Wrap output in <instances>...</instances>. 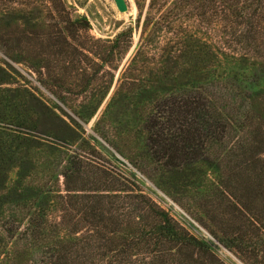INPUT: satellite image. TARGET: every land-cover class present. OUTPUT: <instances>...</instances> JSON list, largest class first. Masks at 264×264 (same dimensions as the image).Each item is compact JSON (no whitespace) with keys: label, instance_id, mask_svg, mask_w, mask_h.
<instances>
[{"label":"rangeland","instance_id":"1","mask_svg":"<svg viewBox=\"0 0 264 264\" xmlns=\"http://www.w3.org/2000/svg\"><path fill=\"white\" fill-rule=\"evenodd\" d=\"M124 1L125 13L113 0H0V264H12L9 238L30 217L62 220L67 204L96 189L106 179L97 167L126 179L211 254L184 264H248L200 211L212 200L213 169L152 163L144 123L163 101L207 100L232 140L250 141L256 120L241 119L252 103L264 112L261 32L231 36L220 22L174 10V0ZM18 240L25 262L49 246Z\"/></svg>","mask_w":264,"mask_h":264},{"label":"trees","instance_id":"2","mask_svg":"<svg viewBox=\"0 0 264 264\" xmlns=\"http://www.w3.org/2000/svg\"><path fill=\"white\" fill-rule=\"evenodd\" d=\"M173 8L196 14L209 26L220 22L231 36L241 27L254 35L259 30L264 40V0H174ZM156 110L144 123L150 161L169 170L210 166L215 172L209 192L212 200L200 211L220 243L248 264H260L264 259V112L255 113L252 103L242 116L241 120H256L251 127L254 136L244 142L240 137L231 139V124L207 100L174 98ZM96 170L106 179L101 182L98 177L101 183L96 189L67 204L62 220H44L46 215L35 214L16 236L11 234L9 239H15L12 264H184L195 254L211 255L155 202L133 185L126 186L122 176L103 167ZM107 179L125 188H110L104 184ZM231 231L232 237L227 234ZM19 235L26 244L32 240L49 246L35 261L25 262L19 256Z\"/></svg>","mask_w":264,"mask_h":264},{"label":"water","instance_id":"3","mask_svg":"<svg viewBox=\"0 0 264 264\" xmlns=\"http://www.w3.org/2000/svg\"><path fill=\"white\" fill-rule=\"evenodd\" d=\"M113 2L118 12L125 13L127 11V6L124 0H113Z\"/></svg>","mask_w":264,"mask_h":264}]
</instances>
